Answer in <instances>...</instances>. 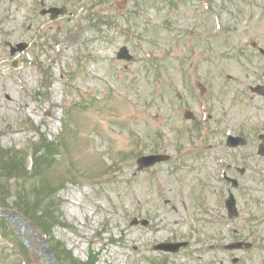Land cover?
<instances>
[{
  "label": "rangeland",
  "instance_id": "1",
  "mask_svg": "<svg viewBox=\"0 0 264 264\" xmlns=\"http://www.w3.org/2000/svg\"><path fill=\"white\" fill-rule=\"evenodd\" d=\"M97 1L85 22L79 7ZM42 2L68 12L51 21L38 14V0H0V148L22 155L37 139L29 125L65 139L50 174L71 169L78 186L57 195L66 228L54 230L55 240L81 262L98 253L96 264H264V222L250 216L264 220L255 144L264 98L249 90L264 86V58L250 46L264 49V0ZM113 19L118 28L109 27ZM73 23L80 33L65 36ZM35 35L40 47L31 45ZM25 44L13 56L7 46ZM123 46L133 62L116 60ZM227 135L250 145L228 149ZM155 153L170 160L138 170L136 156ZM114 160L118 177L91 182ZM229 191L242 202L235 218L223 204ZM236 241L252 245L225 250ZM7 248L0 238V264L12 263Z\"/></svg>",
  "mask_w": 264,
  "mask_h": 264
},
{
  "label": "trees",
  "instance_id": "2",
  "mask_svg": "<svg viewBox=\"0 0 264 264\" xmlns=\"http://www.w3.org/2000/svg\"><path fill=\"white\" fill-rule=\"evenodd\" d=\"M20 153L11 149L3 152L0 157V206H7V198L11 195L9 187L14 186L19 193H23V197L16 195L14 207L50 233L49 231L57 225L54 213L58 209V201L48 202L53 190H56L51 183L61 182L62 177L54 179L50 169L55 167L58 157L61 156L60 146L47 141L35 145L28 155L33 161L31 175H27V153ZM24 189L27 191H23ZM62 251L64 252L63 249Z\"/></svg>",
  "mask_w": 264,
  "mask_h": 264
}]
</instances>
